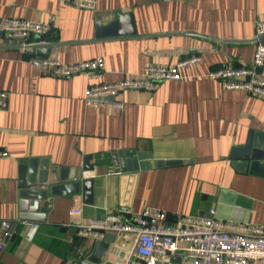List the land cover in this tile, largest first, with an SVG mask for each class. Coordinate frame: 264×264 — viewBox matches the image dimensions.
<instances>
[{
    "label": "crops",
    "instance_id": "crops-1",
    "mask_svg": "<svg viewBox=\"0 0 264 264\" xmlns=\"http://www.w3.org/2000/svg\"><path fill=\"white\" fill-rule=\"evenodd\" d=\"M116 12L132 13L137 34L94 39L96 26ZM0 17L52 21L53 32L31 37L27 45L50 44L47 56L63 63L104 60L96 78L56 77L28 62L44 53L27 52L15 41L0 45V89L8 93V105L0 109V149L8 153L0 157V221L12 223L0 264H80L96 240L79 235L75 222L116 214L121 206L134 213L164 210L169 223L213 208L220 220L264 227V176L237 170L228 158L249 129L264 131V100L207 76L221 63L251 62L264 0H96V10L67 0H0ZM191 54L200 59L182 68L181 79L150 91L122 90L119 110L84 103L90 83L116 82L147 63L170 65ZM259 71L264 76V66ZM118 150L133 152L125 158H135L137 169L113 165ZM87 154L93 169L82 170ZM20 158L38 159L37 172L46 160L57 183L62 168L66 182L78 172L73 181L91 179V201L82 185L70 196L48 192L40 201L44 218H20ZM72 207L80 213L70 215ZM130 243L114 236L98 264H127ZM179 263L169 255L158 264Z\"/></svg>",
    "mask_w": 264,
    "mask_h": 264
},
{
    "label": "built area",
    "instance_id": "built-area-1",
    "mask_svg": "<svg viewBox=\"0 0 264 264\" xmlns=\"http://www.w3.org/2000/svg\"><path fill=\"white\" fill-rule=\"evenodd\" d=\"M80 8L96 10V0H67ZM52 21L28 20L19 17H0V45L15 41L23 49L31 37H41L54 31ZM253 57L249 64L232 66L221 63L208 71L207 76L219 80L225 88H242L264 100V19L254 23ZM200 59L191 54L174 64L147 63L140 71L111 83H90L83 91L87 106L108 105L119 110L123 104L116 96L126 89L150 91L167 80L183 77L182 68ZM28 62L42 74L69 77L84 73L89 79L100 76L104 68L101 56L63 63L54 56L30 57ZM110 98V100L108 99ZM8 105V93L0 89V109ZM8 153L0 149V157ZM80 213L79 207L69 209L70 215ZM12 223L0 221V251L3 239L10 235ZM77 233L95 240L106 234L131 242L126 254L127 264H158L165 256L176 255L179 264H264V227L251 223H234L215 217L214 209L208 215L179 214L172 223L167 221L164 210L146 207L130 212L121 206L116 214L75 222ZM60 264H74L62 260Z\"/></svg>",
    "mask_w": 264,
    "mask_h": 264
},
{
    "label": "water",
    "instance_id": "water-1",
    "mask_svg": "<svg viewBox=\"0 0 264 264\" xmlns=\"http://www.w3.org/2000/svg\"><path fill=\"white\" fill-rule=\"evenodd\" d=\"M137 34L133 15L131 12H116L114 18L104 25H97L94 32V39L114 38L120 36H135ZM260 42L264 43V36L260 38ZM50 44L33 43L27 45L24 49L27 52L40 54L44 53L47 56L50 52ZM39 57V56H38ZM132 151V150H131ZM133 154L129 150H118L113 154V165L126 169H137L135 158L127 159L125 156ZM228 158L232 161L231 164L237 170H245L249 174L264 176V131L249 129L247 131L244 142L240 146H234L228 153ZM91 155L87 154L83 158L82 170L93 169V164L90 162ZM38 159L20 158L17 165V184L18 191V207L20 210V218L42 219L44 213L40 212V201L47 198L48 192L51 195L70 196L78 192L82 185L83 195L89 201L92 198L91 179L73 181L79 179V172L74 175L73 180L66 182L69 177L64 176L65 168L61 169L59 180L61 183L54 182L57 178L49 177V168L46 160L40 165V171L37 172ZM130 161V165H129ZM177 161L169 160L167 164H173ZM133 163V164H132ZM53 174L54 171H52ZM68 178V179H67ZM52 183L47 187L48 183ZM114 235L108 234L103 239L95 241L92 253L85 259L81 260L80 264H98L101 261L103 254L106 252L109 243L113 241Z\"/></svg>",
    "mask_w": 264,
    "mask_h": 264
}]
</instances>
